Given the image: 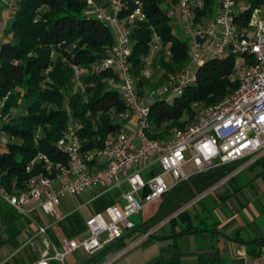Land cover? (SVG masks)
<instances>
[{
    "label": "built area",
    "instance_id": "built-area-1",
    "mask_svg": "<svg viewBox=\"0 0 264 264\" xmlns=\"http://www.w3.org/2000/svg\"><path fill=\"white\" fill-rule=\"evenodd\" d=\"M18 1L0 0L7 20L18 9ZM78 1L85 4L84 16L95 18L113 30L114 43L100 51L102 56L95 67L115 74L107 79V87L117 90L125 104L124 112L112 115L113 121L122 122V126L107 133L100 148L82 150L76 122L71 119L64 134L55 142L56 149L65 155L66 163L55 162L47 154L38 152L26 170L39 163L40 171L25 182L23 189L12 187L9 190L0 182V199L19 215L30 216L40 209L56 223L71 213L60 210L64 195L77 197L92 187H99L102 193L117 190L119 196L102 211L85 219L84 232L76 237L61 238L57 246L52 245L50 251H44L30 264H51V261L65 264V257L79 249L92 255L134 229L130 217L175 185L216 166L237 160L253 163L264 155V0L255 7L247 0H218L217 13L201 21L196 20V9L201 8L202 0H175L178 15L175 19L170 17V24L188 40L190 61L182 69L167 73L159 90L145 95L135 91L129 62L133 30L130 23L146 18L141 2L135 0L136 6L124 14L128 0ZM249 9L244 25L243 13ZM162 47V38L153 31L149 50L143 57L144 75L150 74L153 58ZM229 53L249 60L238 65L237 87L204 107L184 128L173 129L164 140L149 138L146 129L151 101L173 100L196 81L199 66ZM50 56L53 59L54 54L51 52ZM71 66L76 85L83 92L78 66ZM132 119L135 129L130 134L128 126ZM6 141L0 136V159ZM188 163L193 164V172L185 169ZM143 171H147L146 176L142 175ZM165 174L173 178L171 184L165 181ZM30 202L35 205L25 209ZM46 228L41 226V231Z\"/></svg>",
    "mask_w": 264,
    "mask_h": 264
},
{
    "label": "trees",
    "instance_id": "trees-1",
    "mask_svg": "<svg viewBox=\"0 0 264 264\" xmlns=\"http://www.w3.org/2000/svg\"><path fill=\"white\" fill-rule=\"evenodd\" d=\"M139 1L146 18L130 23L133 30L129 62L135 91L145 95L159 90L167 73L189 63L190 45L174 31L170 16L161 6L163 0ZM247 1L255 7L262 0ZM18 5L4 29L6 40L0 45V114L15 111L10 121L0 126L7 135L0 159V182L9 190L23 189L25 182L40 171L39 163L26 170L38 152L47 154L55 162L66 163L55 142L71 119L76 122L82 150L97 149L107 133L122 126V122L113 121V113L126 110L118 91L107 87V79L115 74L95 67L102 56L100 51L114 43L111 27L84 16L85 4L78 0H19ZM135 6V0H128L123 13L128 14ZM218 10V0H202L201 8L196 9V20L212 17ZM249 12L250 9L243 13L244 25ZM153 31L162 38L163 47L155 54L150 74L146 76L142 73L143 57L149 50ZM243 62L249 60L230 53L222 59L207 60L199 66L196 81L181 95L171 101H151L146 135L164 140L173 129L184 128L204 107L237 87L236 73ZM71 65L78 66L83 92L76 85ZM198 105L203 106L199 111ZM113 202L111 194L104 193L96 201V207L102 210ZM56 223L65 237L77 236L86 228L77 211ZM133 232L134 229L126 232L115 243ZM16 243L14 239L15 248Z\"/></svg>",
    "mask_w": 264,
    "mask_h": 264
},
{
    "label": "crops",
    "instance_id": "crops-1",
    "mask_svg": "<svg viewBox=\"0 0 264 264\" xmlns=\"http://www.w3.org/2000/svg\"><path fill=\"white\" fill-rule=\"evenodd\" d=\"M162 7L170 17H177L175 0L164 1ZM7 22L0 8V45ZM134 129L132 119L128 133L133 134ZM185 169L193 172L195 168L188 163ZM164 179L173 182L169 174ZM94 188L99 190L79 205L81 211L68 212H79L85 221L102 211L104 208L98 210L94 202L104 193ZM110 194L114 201L119 191ZM89 203L92 209L83 208ZM37 211L25 217H40ZM135 216L130 236L107 244L101 253L88 255L76 250L75 258L86 259L81 264H101L106 258L104 264H264V155L253 163L237 160L195 174Z\"/></svg>",
    "mask_w": 264,
    "mask_h": 264
},
{
    "label": "rangeland",
    "instance_id": "rangeland-1",
    "mask_svg": "<svg viewBox=\"0 0 264 264\" xmlns=\"http://www.w3.org/2000/svg\"><path fill=\"white\" fill-rule=\"evenodd\" d=\"M201 107L203 106L198 105L197 111ZM14 113L15 111H11V113L6 115L0 114V126L3 123L9 122ZM0 135L7 139L5 132L1 131ZM98 190V188L92 187L82 192L78 197L69 195L62 196L60 210L63 212L79 210V205L89 199L94 191ZM94 203L96 204V202ZM34 205L35 202H30L25 205V209H29ZM83 208L92 209V204L89 203ZM11 209V207L0 199V263L2 262L3 264L4 260L8 258L6 264H29L40 258L44 251H50L51 246H56L60 238L63 237L61 226L57 225V223H52L53 220L47 214L43 213L42 210L37 209L38 215L42 218L41 220L38 216L25 217L24 215H19L20 217H17ZM135 217L132 216L130 219ZM41 226L43 228L47 226V228L41 231ZM18 230L20 232L16 234ZM14 239L17 241V248L12 246ZM39 244L40 246H38ZM80 252L82 251L80 250ZM50 253L52 254V252ZM76 254L77 252H74L67 256L65 264H81L86 260L84 258L77 260L75 258ZM108 259L106 258L101 264H104ZM52 263L60 264L57 261H52Z\"/></svg>",
    "mask_w": 264,
    "mask_h": 264
},
{
    "label": "bare ground",
    "instance_id": "bare-ground-1",
    "mask_svg": "<svg viewBox=\"0 0 264 264\" xmlns=\"http://www.w3.org/2000/svg\"><path fill=\"white\" fill-rule=\"evenodd\" d=\"M38 246H40V244Z\"/></svg>",
    "mask_w": 264,
    "mask_h": 264
}]
</instances>
